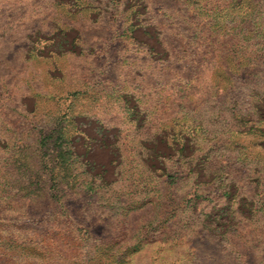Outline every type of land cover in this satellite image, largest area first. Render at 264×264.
Instances as JSON below:
<instances>
[{"label":"rangeland","instance_id":"rangeland-1","mask_svg":"<svg viewBox=\"0 0 264 264\" xmlns=\"http://www.w3.org/2000/svg\"><path fill=\"white\" fill-rule=\"evenodd\" d=\"M191 1L0 0V264H264L262 25Z\"/></svg>","mask_w":264,"mask_h":264},{"label":"trees","instance_id":"trees-1","mask_svg":"<svg viewBox=\"0 0 264 264\" xmlns=\"http://www.w3.org/2000/svg\"><path fill=\"white\" fill-rule=\"evenodd\" d=\"M191 1V0H189ZM222 1V0H221ZM195 10L193 12H203L205 11L204 6H199V3L192 0ZM264 0H226L224 3V8L230 10L231 16L235 15L238 22H243L249 26H261V30L253 31L251 34L248 33L249 37L254 36L255 38L262 37L264 39ZM56 236V235H55ZM47 250H40V253L47 256Z\"/></svg>","mask_w":264,"mask_h":264}]
</instances>
